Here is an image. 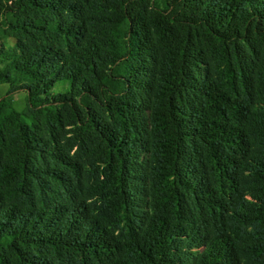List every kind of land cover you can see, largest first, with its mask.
<instances>
[{
    "label": "trees",
    "instance_id": "1",
    "mask_svg": "<svg viewBox=\"0 0 264 264\" xmlns=\"http://www.w3.org/2000/svg\"><path fill=\"white\" fill-rule=\"evenodd\" d=\"M0 27V264H264V0H0Z\"/></svg>",
    "mask_w": 264,
    "mask_h": 264
},
{
    "label": "rangeland",
    "instance_id": "2",
    "mask_svg": "<svg viewBox=\"0 0 264 264\" xmlns=\"http://www.w3.org/2000/svg\"><path fill=\"white\" fill-rule=\"evenodd\" d=\"M12 40L9 38H6V34L4 33L3 29L0 27V68L4 65L5 63V55L9 52V50L12 48ZM10 89V86L7 84L0 85V98L4 96L7 91ZM11 105L13 108L24 114L26 112L27 104H26V97L25 93L22 91H17L11 95ZM65 131L58 132V137L64 142V139H66L65 136ZM65 136V137H62Z\"/></svg>",
    "mask_w": 264,
    "mask_h": 264
}]
</instances>
